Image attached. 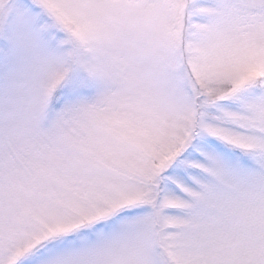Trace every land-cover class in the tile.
Wrapping results in <instances>:
<instances>
[{
    "label": "snow or ice",
    "instance_id": "snow-or-ice-1",
    "mask_svg": "<svg viewBox=\"0 0 264 264\" xmlns=\"http://www.w3.org/2000/svg\"><path fill=\"white\" fill-rule=\"evenodd\" d=\"M0 264H264V0H0Z\"/></svg>",
    "mask_w": 264,
    "mask_h": 264
}]
</instances>
